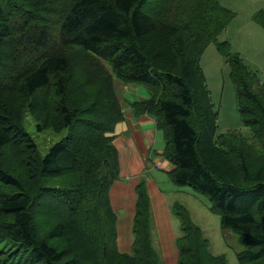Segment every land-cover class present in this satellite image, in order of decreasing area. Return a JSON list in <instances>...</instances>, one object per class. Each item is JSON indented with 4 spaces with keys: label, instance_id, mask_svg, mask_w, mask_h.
Instances as JSON below:
<instances>
[{
    "label": "trees",
    "instance_id": "1",
    "mask_svg": "<svg viewBox=\"0 0 264 264\" xmlns=\"http://www.w3.org/2000/svg\"><path fill=\"white\" fill-rule=\"evenodd\" d=\"M234 16L220 0H0V264H161L143 178L134 188L131 249L119 250L110 190L124 112L115 81L147 91L129 108L164 132L170 181L209 199L220 227L243 247L238 264H264V87L218 41ZM252 17L264 29V12ZM210 43L227 48L250 138L217 133L199 64ZM27 114L37 132L66 131L44 156ZM6 164L24 167L25 177ZM34 211L45 238L35 233ZM173 214L183 232L176 264H227L210 253L185 207L176 203Z\"/></svg>",
    "mask_w": 264,
    "mask_h": 264
},
{
    "label": "rangeland",
    "instance_id": "2",
    "mask_svg": "<svg viewBox=\"0 0 264 264\" xmlns=\"http://www.w3.org/2000/svg\"><path fill=\"white\" fill-rule=\"evenodd\" d=\"M220 4L234 13L235 16L226 27V30L219 36L218 41L228 43L230 54L238 56L247 71L251 75H255L257 84L264 87V29L252 17L255 13L264 12V0H220ZM226 61L227 48L221 47L218 49L213 43L206 47L199 59L206 88L218 117L217 133L235 132L250 138L251 129L241 122L240 114L237 111L236 90L230 80V67ZM104 67L106 68V66ZM134 85H139L145 90L142 84L136 83ZM24 123L26 130L35 140L39 153L43 156L54 143L58 142L66 134V131L61 133H54L51 130L37 132L32 117L28 114L24 117ZM153 144V149L163 150L165 136L162 130H156ZM6 167L16 176L25 177L24 170L26 169L24 167H22L24 170H15L8 165ZM144 177L156 179L155 183L164 195L168 206V213L166 211L162 213L164 217H156L160 241H156V235L158 234L156 221V234L153 228L154 221L153 224L151 223L150 230L153 247L157 252L159 251L161 264H176L178 258L175 243L183 232L180 230L178 217L173 214V206L176 203L185 207L193 223L200 227L203 236L209 242V251L212 255L224 256L227 264H238L236 254L243 250V247L239 244L236 234L220 227L219 217L210 210L211 202L207 197L200 195L190 186L173 184L168 177V173L161 171L155 166L148 168L144 173ZM118 182L126 183L127 180L121 178ZM131 201L133 202V199L129 202ZM132 205H134V202L130 206ZM115 213L121 222L120 250L124 251L126 240L130 238L128 219H131L133 211L132 208H129L126 212L117 210ZM153 213L151 210V215L154 219ZM166 213L167 215L165 216ZM159 214L161 215V213ZM33 225L38 238H45L48 227L42 224L40 215L35 211L33 212ZM165 225L168 231H164ZM123 238H125V241L122 240ZM50 242L52 244L62 243L60 240Z\"/></svg>",
    "mask_w": 264,
    "mask_h": 264
},
{
    "label": "crops",
    "instance_id": "3",
    "mask_svg": "<svg viewBox=\"0 0 264 264\" xmlns=\"http://www.w3.org/2000/svg\"><path fill=\"white\" fill-rule=\"evenodd\" d=\"M118 99L121 103L124 120L118 123L114 129V146L118 152L119 160V177L110 190V201L114 211L125 212L132 208L133 215L135 209V185L140 179H145L146 187L151 201V210L154 215L152 216V224L156 234V226L158 233L157 216L164 217V211L168 213V206L165 202L164 195L156 185V179L145 178L144 173L148 168L155 166L161 171L169 172L173 169V165L162 157V150L153 149V139L156 133V124L154 119L148 115L136 117L133 111L129 108L131 102L144 101L148 98L146 90L142 89L139 85L123 84L118 81L114 82ZM127 135V136H126ZM126 179L127 182H118L120 179ZM137 180V181H136ZM135 181V182H134ZM134 184V186H133ZM132 192V195H131ZM134 195V198H133ZM134 205L130 206L133 202ZM161 213V215L159 214ZM165 214V216L167 215ZM117 215V214H116ZM128 219L129 237L126 240L124 251L120 250V228L121 222L118 218V246L120 252L129 253L132 243V219ZM160 217V218H161ZM156 221V226H155ZM164 231H168L166 225ZM157 242L160 241L159 233L156 235ZM122 240L125 241V238ZM162 247V246H161ZM159 252V251H158Z\"/></svg>",
    "mask_w": 264,
    "mask_h": 264
}]
</instances>
